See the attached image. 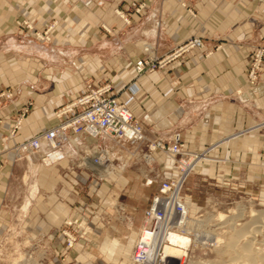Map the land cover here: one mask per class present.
Masks as SVG:
<instances>
[{"label":"crops","instance_id":"obj_1","mask_svg":"<svg viewBox=\"0 0 264 264\" xmlns=\"http://www.w3.org/2000/svg\"><path fill=\"white\" fill-rule=\"evenodd\" d=\"M127 1L0 0V89L12 90L18 102L32 103L30 113L9 137V149L0 147V204L17 166L11 147L57 125L54 111L79 96L83 83L90 81L96 86L111 84V93L142 123L146 135L163 142L178 136L187 149L197 151L209 147L211 159L194 174L203 183L210 181L214 193L229 189L264 205V175L259 164L264 154V70L253 90L245 77L251 49L264 42V0H144L145 8L139 14L130 11ZM117 7L129 23L115 15ZM47 29L48 46H38L33 31ZM193 37L202 40L200 50L135 78L133 66L146 54V47L148 54L161 60ZM5 112L0 111L2 136L11 130ZM96 144L108 147L105 139ZM135 145L125 142L121 149ZM64 151L74 150L66 145ZM66 164L67 160L42 169L31 167L37 187L51 189L55 182L71 186V196L81 195L76 215L84 213L92 221V213L108 214L97 197L108 191L107 186L100 188L103 181L68 174ZM129 166L121 168L112 192L129 217L127 229L138 230L142 222L135 226L130 210L138 208L141 193L135 197L136 186L125 192L134 180L126 174ZM56 169H61L60 178ZM149 170L155 175L154 187L150 199L144 201V211L159 182L174 176L172 160L160 152L152 155ZM121 196L136 199L129 202ZM112 207L111 218L116 214ZM111 221L120 223L118 217ZM115 233L121 236L122 231Z\"/></svg>","mask_w":264,"mask_h":264},{"label":"rangeland","instance_id":"obj_2","mask_svg":"<svg viewBox=\"0 0 264 264\" xmlns=\"http://www.w3.org/2000/svg\"><path fill=\"white\" fill-rule=\"evenodd\" d=\"M126 5L130 11L134 12V9L138 6H142L143 10L146 3L144 0H128ZM116 10L120 11L117 7L113 12L115 13ZM127 22L129 23L128 19ZM24 23L26 22H22L23 25ZM125 24L127 23L125 22ZM28 25L33 30V27L30 24ZM24 27L26 28L25 25ZM101 29L107 34L110 33V30L104 26H101ZM47 30L50 38L49 29ZM33 32L35 34L37 31ZM37 33L40 34L41 32ZM34 38L37 39L35 35ZM262 43L264 42L253 46L250 57ZM36 44L38 46H48V42H42L39 39L36 40ZM145 51L147 50L145 49ZM259 77L254 85H248L246 80V85L249 89L253 90L259 84ZM7 94L11 96L10 99H7ZM31 104V102H18L10 89H0V111L5 110L6 115L11 119V130L3 136L0 135V147L2 149H9V137H12L11 131L20 115V110L24 105L27 106V113L20 119L21 125L25 117L30 113ZM156 141L159 140L152 138L150 134H145V142L136 144L132 149H121L119 146L110 144L109 141H107L108 147H105L111 152V161L115 171L108 178H105L100 185V188L107 186L108 191L104 193L102 198L99 194L97 195L98 202L108 208V214L112 205V210L115 209V205H120L115 201L118 197L116 193L112 192V183L123 172L121 168L129 164L128 168L131 167L132 171L128 170L129 172H126V174L133 177L134 180L129 183L125 192L130 193L129 191L134 188L133 186H136L138 189L135 192V197L141 193V200L137 202L138 208H135V212L130 210L135 218V226L137 222H139L138 224L142 222V212L147 205L144 201L146 198L147 201L150 199L154 187L152 180L155 177L153 172H150V167L148 168L143 163L142 155L147 146ZM11 148L14 149V147ZM208 148L206 147L202 151H197L193 148H188V150L196 153H201L205 150L210 152ZM209 152L206 154L207 157H205L207 159L204 158V160L199 161L190 172L182 191L184 204L190 212L189 217L197 220H206L200 225H192L194 230V233H192L193 237L188 238L190 243L186 248V258H184L182 263L229 264L235 253L238 254L239 248L247 241L252 242V252L257 253L256 255L258 256H264V205L260 206L254 201L249 202L241 194L229 189L214 193L211 189L210 181H208L209 183H203L200 177L194 174V171L205 161L211 159ZM155 153L157 152L153 154ZM162 154L165 155L164 153ZM67 160V164L72 161V159ZM16 163L17 166L13 171L7 196L0 204V216L2 217L0 219V264H128L132 243L138 230L136 229L137 227L127 229L129 225L126 221L127 214L125 212L123 216H119L116 213L112 218L106 214L110 218L109 224H100L96 218L92 221L87 219L89 227H93L92 233L87 234L84 240H79L80 242L73 249L65 253L59 252L62 236L58 232L62 229L64 222L77 218L75 209L81 204V195L71 196L68 192L71 186H61L58 182H55L51 189H43L40 185L37 187L33 176L34 169L31 167L42 169L45 166L34 157H22ZM259 164L264 175V154ZM54 173L56 177L60 178L61 169H56ZM142 193L145 197L142 196ZM123 197L129 202H134L136 199H131L129 196ZM132 214L129 216L131 217ZM80 216L84 217V213H81ZM219 216L225 220L230 218L234 220L235 231L244 232L245 236H250L251 238H241L239 239L240 241L233 244L228 238L234 231L229 226L221 227ZM114 217H118V222L120 223L115 224L113 222L111 224V220ZM255 225L260 227H252ZM115 231H118V234L122 231L121 236L117 235ZM207 234L219 235V242H211L212 246L209 245L210 243H204L202 239ZM196 238H199L200 242L197 243ZM227 242L235 245V248H233L236 251L225 247ZM253 261L255 262L253 263ZM253 261L249 263L244 260L241 263H259L257 258Z\"/></svg>","mask_w":264,"mask_h":264},{"label":"built area","instance_id":"obj_3","mask_svg":"<svg viewBox=\"0 0 264 264\" xmlns=\"http://www.w3.org/2000/svg\"><path fill=\"white\" fill-rule=\"evenodd\" d=\"M141 10L142 6H138L134 9V13L139 14ZM115 15L128 23L123 12L116 10ZM24 25L31 30L27 23ZM47 33L48 30L40 34L36 32L34 35L42 42H49L50 38ZM202 47V40L193 37L187 39L162 60H156L147 53V50L146 54L133 66L135 78L138 79L160 69L165 63L187 54L190 55ZM263 68L264 43L255 49L250 57L246 71L248 85H254L257 82ZM130 87L126 86V89L130 90ZM111 92L112 86L109 83L96 86L90 81L84 82L79 96L67 101L54 111L53 115L58 121L57 125L14 147L16 160L27 156L34 157L47 167L57 165L65 159H72L65 167L66 173L72 175L77 173L87 180L104 181L114 173L115 169L111 161V152L99 147L96 144L98 139H105L110 144L119 147L125 142L131 144L145 142L142 124L123 104L118 102ZM6 97L11 98L9 94ZM26 113L27 106L24 105L15 121L11 135L17 131L21 123L20 119ZM66 145L72 147L74 151H64ZM154 152L164 153L172 160L174 176L162 179L157 185L151 203L143 213L142 224L132 243L128 264H183L182 261L186 256L175 260L165 257L163 250L166 245H169V237L174 233L187 238L193 237L192 225L197 219L189 217L182 191L188 175L194 169L195 162L200 156L207 157L206 154L209 151L191 152L178 136H174L169 142L156 141L149 144L142 155V161L148 168ZM114 210L119 216L124 215L122 205H115ZM91 217L96 218L100 224L110 222L106 214L92 213ZM61 228L58 232L62 236L59 250L61 253L73 249L80 242L79 240H84V237L93 231V227H89L87 223V218L80 215L64 222Z\"/></svg>","mask_w":264,"mask_h":264},{"label":"bare ground","instance_id":"obj_4","mask_svg":"<svg viewBox=\"0 0 264 264\" xmlns=\"http://www.w3.org/2000/svg\"><path fill=\"white\" fill-rule=\"evenodd\" d=\"M146 50H148V47H146ZM126 134L128 136L129 132L127 131ZM204 158H205L204 156H200L198 158V160L195 162L194 167L196 166V164L199 163V161L204 160ZM205 159H207V158H205ZM219 219H220L219 223H220L221 227L229 226L230 229H232L234 231L228 238L229 240H231L233 242V244H236L238 241H240L239 239H241V238L242 239L243 238L244 239L245 238H251L250 236H245L244 232L240 233V232L235 231V226L236 225L234 223V220H231V218L225 220L224 218L219 216ZM204 222H206V220H196L195 224L200 225L201 223H204ZM252 227H260V226L259 225H255V226H252ZM219 237H220L219 235L207 234L206 236H203L204 239H202V238L201 239L203 240L204 243L207 242V244L210 243L209 245H211L212 244L211 242H214V241L216 243H217V241L219 242ZM196 240H197V243L200 242L199 238H196ZM189 242L190 241H189V239L186 236H182V235L177 234V233L172 234L169 237V245H166V247L163 250L164 256L168 257V258H173L175 260L179 259V257L183 258L184 256H186L185 249L187 248ZM246 243H244L239 248V253L238 254L235 253L234 258L232 257V259L230 260L229 264H239V263L242 264L241 261L243 262L244 260L248 261L249 263H251L256 258L259 260L258 264H264V256H258V255H256L257 253L252 252V249H251L252 242L251 241H247ZM233 244L227 242L225 247H227L229 249L231 248L232 251H236L234 249L235 245H233ZM254 262L255 261H253V263ZM192 264H200V263L193 262Z\"/></svg>","mask_w":264,"mask_h":264}]
</instances>
